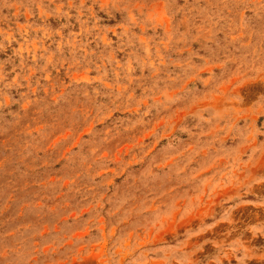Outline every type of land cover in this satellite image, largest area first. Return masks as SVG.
I'll use <instances>...</instances> for the list:
<instances>
[{
	"label": "rangeland",
	"instance_id": "374dc122",
	"mask_svg": "<svg viewBox=\"0 0 264 264\" xmlns=\"http://www.w3.org/2000/svg\"><path fill=\"white\" fill-rule=\"evenodd\" d=\"M0 264H264V0H0Z\"/></svg>",
	"mask_w": 264,
	"mask_h": 264
}]
</instances>
